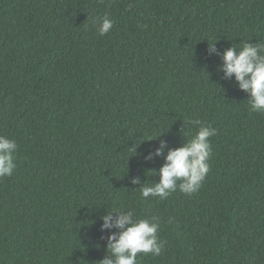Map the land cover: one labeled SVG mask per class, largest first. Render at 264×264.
Listing matches in <instances>:
<instances>
[{
    "label": "trees",
    "instance_id": "1",
    "mask_svg": "<svg viewBox=\"0 0 264 264\" xmlns=\"http://www.w3.org/2000/svg\"><path fill=\"white\" fill-rule=\"evenodd\" d=\"M245 42L264 44V0H0V135L18 144L0 264H97L102 217L129 209L166 241L138 264H264V113L208 51ZM197 119L216 129L199 191L143 198L164 163L145 157Z\"/></svg>",
    "mask_w": 264,
    "mask_h": 264
},
{
    "label": "clouds",
    "instance_id": "2",
    "mask_svg": "<svg viewBox=\"0 0 264 264\" xmlns=\"http://www.w3.org/2000/svg\"><path fill=\"white\" fill-rule=\"evenodd\" d=\"M94 23L103 37L111 31L115 21L105 15ZM215 45L209 44L208 51L220 56L222 64L218 70L223 72L224 79L234 78L238 88L248 94L251 112L264 113V44L245 42L242 47L232 45L222 52ZM187 124L195 125L197 131L185 143L168 148L167 142L160 140L159 147L145 157L152 160L163 156L164 163L158 171L159 181L141 187L143 198L151 196L164 200L177 190L191 195L202 186L210 171V137L216 135V129L198 119L189 120ZM151 140L156 139L147 141ZM17 149L15 139L0 135V178L11 176L16 169ZM131 182L144 184L138 177ZM102 221L101 231L109 230L110 234L107 236V253L97 264H138V254L159 256L164 251L166 241L158 236L160 221L157 217L140 218L131 209L114 210L106 212Z\"/></svg>",
    "mask_w": 264,
    "mask_h": 264
}]
</instances>
